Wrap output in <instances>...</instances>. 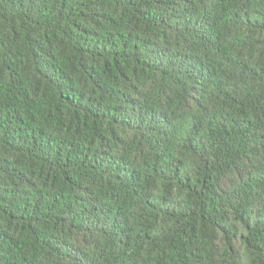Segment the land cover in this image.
Masks as SVG:
<instances>
[{
  "label": "trees",
  "instance_id": "trees-1",
  "mask_svg": "<svg viewBox=\"0 0 264 264\" xmlns=\"http://www.w3.org/2000/svg\"><path fill=\"white\" fill-rule=\"evenodd\" d=\"M0 264H264V0H0Z\"/></svg>",
  "mask_w": 264,
  "mask_h": 264
}]
</instances>
